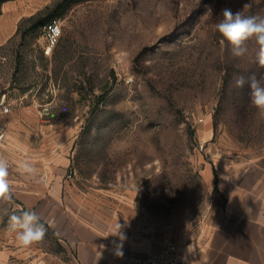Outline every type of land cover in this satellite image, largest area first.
Returning a JSON list of instances; mask_svg holds the SVG:
<instances>
[{"label": "rangeland", "instance_id": "374dc122", "mask_svg": "<svg viewBox=\"0 0 264 264\" xmlns=\"http://www.w3.org/2000/svg\"><path fill=\"white\" fill-rule=\"evenodd\" d=\"M59 1L0 2V97L32 109L41 140L60 134L84 183L130 196L132 234L188 244L212 209L215 165L264 157V120L236 86L264 77L258 45L236 58L214 27L225 7L264 17V0H78L48 55L43 27L29 28ZM22 211L13 193L0 202V229ZM34 245L65 257L47 227Z\"/></svg>", "mask_w": 264, "mask_h": 264}, {"label": "crops", "instance_id": "0c3cea01", "mask_svg": "<svg viewBox=\"0 0 264 264\" xmlns=\"http://www.w3.org/2000/svg\"><path fill=\"white\" fill-rule=\"evenodd\" d=\"M31 111L12 108L2 119L8 179L16 198L58 237L65 257L34 244L21 246L14 232L0 229V264H127L132 256L158 249L161 241L145 236L143 228L144 235L131 233L139 222L129 195L86 184L78 173L67 179L73 156L60 134L46 130L42 140L36 135L42 126L37 128ZM21 160L35 164V179L17 171ZM213 179L217 189L206 225L183 246L188 263L264 264V157L222 159Z\"/></svg>", "mask_w": 264, "mask_h": 264}, {"label": "clouds", "instance_id": "9594fccd", "mask_svg": "<svg viewBox=\"0 0 264 264\" xmlns=\"http://www.w3.org/2000/svg\"><path fill=\"white\" fill-rule=\"evenodd\" d=\"M247 5H245L246 7ZM221 19L215 24V30L222 40L230 47L231 54L240 58L248 52V42L255 41L258 45L257 63L264 67V17L245 16L240 11L233 12L225 7L220 13ZM247 84L250 105L256 110L260 120H264V77L244 76L236 79V86L243 88ZM10 161L7 156L0 154V202L12 200V189L9 183ZM17 171L35 179L38 169L30 160L16 162ZM9 230L15 233L16 240L21 246L27 247L40 242L46 235V227L40 222V217L34 211H22L19 215L9 217Z\"/></svg>", "mask_w": 264, "mask_h": 264}, {"label": "built area", "instance_id": "2783aa9c", "mask_svg": "<svg viewBox=\"0 0 264 264\" xmlns=\"http://www.w3.org/2000/svg\"><path fill=\"white\" fill-rule=\"evenodd\" d=\"M63 33V22L60 17L52 18L43 26V38L45 39L44 52L50 55L59 44ZM12 109V103L6 100L5 96L0 97V154H3L5 143V128L2 125V119L9 115ZM76 167L72 161L67 172V179H73L76 176ZM127 264H189L184 247L172 236H166L162 239L158 249L147 256H132Z\"/></svg>", "mask_w": 264, "mask_h": 264}, {"label": "trees", "instance_id": "16d2710c", "mask_svg": "<svg viewBox=\"0 0 264 264\" xmlns=\"http://www.w3.org/2000/svg\"><path fill=\"white\" fill-rule=\"evenodd\" d=\"M5 1L7 0H0V2H5ZM77 1L78 0H60L53 6L52 9H50L45 14V16H42L36 20H33L29 29L35 30V29L41 28L45 26L46 23H48L52 18L63 16L69 10V8ZM215 188L217 189V181H215ZM40 222L43 223L49 229L46 223H44L42 220H40ZM53 234L55 235L54 232ZM56 238L58 239L57 236Z\"/></svg>", "mask_w": 264, "mask_h": 264}]
</instances>
